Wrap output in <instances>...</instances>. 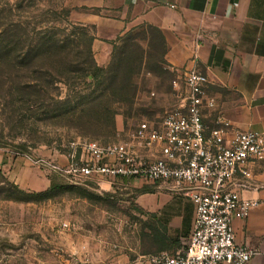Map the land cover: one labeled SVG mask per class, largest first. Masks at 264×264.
<instances>
[{
    "label": "rangeland",
    "instance_id": "1",
    "mask_svg": "<svg viewBox=\"0 0 264 264\" xmlns=\"http://www.w3.org/2000/svg\"><path fill=\"white\" fill-rule=\"evenodd\" d=\"M76 4L0 0V48L5 47L0 148L30 159L52 184L49 191L25 190L0 171V264H119L114 257L120 252L132 261L162 250L173 253L166 227L137 199L142 190L158 185L138 180L136 187L120 182L105 188L103 176H73L63 168L77 139L131 143L138 123L158 126L165 113L184 103L182 72L168 66L156 35L146 28L121 37L113 52L121 61L113 60L112 70L91 72L92 77L66 69L88 60L93 37V26L76 16L96 11ZM150 34L153 40L142 39ZM45 38L68 47L48 57L21 59L24 50ZM66 103L72 104L74 117L51 115ZM105 108L113 113V124Z\"/></svg>",
    "mask_w": 264,
    "mask_h": 264
},
{
    "label": "crops",
    "instance_id": "2",
    "mask_svg": "<svg viewBox=\"0 0 264 264\" xmlns=\"http://www.w3.org/2000/svg\"><path fill=\"white\" fill-rule=\"evenodd\" d=\"M76 1L78 6L97 9L79 12L76 19L94 28L91 52L98 66L109 64L114 45L126 33L151 25L160 31L165 45L162 57L169 67L177 72L197 68L206 74L207 95L214 101L213 108L203 110L206 128L223 118L229 122L227 136L235 130H253L264 140V0ZM64 161L69 162L66 157ZM250 170L253 185L241 195L254 198L257 206L234 218L232 225L237 244L258 250L248 264H264V162L250 164ZM0 171L21 189L36 191L49 185L45 170L6 148H0ZM106 179L101 184L105 188L111 183L138 184L132 178ZM156 187L137 199L166 226L168 248L173 247L168 253L175 254L190 232L194 206L188 197ZM138 258L132 261L120 252L114 260L132 264Z\"/></svg>",
    "mask_w": 264,
    "mask_h": 264
},
{
    "label": "built area",
    "instance_id": "3",
    "mask_svg": "<svg viewBox=\"0 0 264 264\" xmlns=\"http://www.w3.org/2000/svg\"><path fill=\"white\" fill-rule=\"evenodd\" d=\"M182 76L184 103L165 113L158 126L138 123L131 143L77 139L70 143L71 159L63 171L142 180L190 199L194 215L182 248L141 255L132 264H248L258 250L235 242L232 220L257 206L241 191L253 185L250 164L264 162L262 134L235 130L227 136L229 122L223 118L207 129L203 110L214 107L207 76L197 68Z\"/></svg>",
    "mask_w": 264,
    "mask_h": 264
},
{
    "label": "trees",
    "instance_id": "4",
    "mask_svg": "<svg viewBox=\"0 0 264 264\" xmlns=\"http://www.w3.org/2000/svg\"><path fill=\"white\" fill-rule=\"evenodd\" d=\"M93 10L97 11L96 8H94ZM146 29L147 30L149 29L152 33H154L156 35L157 41H159V44H160V47H161V53H163V51L165 49V45H164V41H163V39L161 37L160 31L157 28H155V27H153L151 25H147L146 26ZM126 35H127V33L124 35V37ZM124 37H122V38H124ZM153 37L154 36L153 35L151 36V34H150L149 35V38H150L149 40H153ZM59 43H62V41L51 40L50 38L49 39H46V38L45 39H41L40 42L37 45L32 46L31 48L28 47L26 50H24V53L20 57H21L22 60L27 59V61L29 60V57H31V56L32 57H35L38 54L43 55L44 57H48L49 55L54 54V51H55V53L56 52H59V51H64L65 48L68 47L67 44H64L63 43L62 45H60ZM116 45H114V49H115ZM114 49H113V52H114ZM4 50H5V47L4 48H0V55L3 54ZM88 52H89V57L87 58L88 60H86V59H83L81 61L79 60L78 62H76L75 65L73 64V66H70V65H72V63H70V61H69L68 63H70V64L67 65V68L66 69H68L70 67H73V68H75V70H77L78 72H80L81 75H85L86 74L87 76L90 75V76L93 77L94 74H92L91 72H96V74H98L100 72L107 71L108 68H110V70H112L111 68H113V65H111V64L113 62L117 64L118 62L121 61V57L118 56V57L115 58L114 55H113V53H112V57H111V60H110L109 64L107 66H105V67H100V66H98L95 63V61H94V59L92 57L91 49ZM113 60H115V61H113ZM90 67H91L92 70L89 71L88 69ZM65 83L66 82L64 81V84ZM60 100H59V102H60ZM105 110L110 113V111H109L108 108H105ZM112 114L113 113H110V117L112 119L111 124H113V118H112L113 115ZM51 115L54 116V117H63V116H65L66 119L74 117L73 110H72V104L66 103L65 106H63V108H56L55 107L53 109V112L51 113ZM10 185L15 190H18V188L16 187V185H14L12 183H10ZM51 185L52 184H49L48 185V188H47L48 191L51 189ZM19 191L22 192V190H19ZM145 191H147V190H142L141 192H145ZM44 192H46V191H44ZM41 193H43V192H41ZM158 222H159V224H161V222L159 221V219H158ZM165 227L166 226H164V228Z\"/></svg>",
    "mask_w": 264,
    "mask_h": 264
}]
</instances>
